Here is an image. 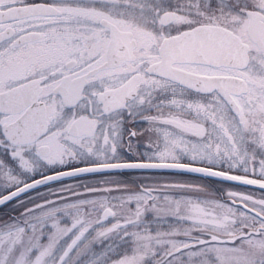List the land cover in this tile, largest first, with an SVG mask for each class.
I'll return each mask as SVG.
<instances>
[{"label": "snow or ice", "instance_id": "obj_1", "mask_svg": "<svg viewBox=\"0 0 264 264\" xmlns=\"http://www.w3.org/2000/svg\"><path fill=\"white\" fill-rule=\"evenodd\" d=\"M0 264H264V0H0Z\"/></svg>", "mask_w": 264, "mask_h": 264}]
</instances>
